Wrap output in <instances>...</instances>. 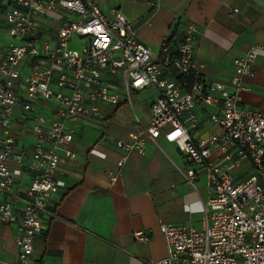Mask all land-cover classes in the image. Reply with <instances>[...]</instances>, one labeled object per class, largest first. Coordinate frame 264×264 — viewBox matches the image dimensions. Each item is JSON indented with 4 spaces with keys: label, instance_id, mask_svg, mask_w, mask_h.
I'll return each instance as SVG.
<instances>
[{
    "label": "built area",
    "instance_id": "1",
    "mask_svg": "<svg viewBox=\"0 0 264 264\" xmlns=\"http://www.w3.org/2000/svg\"><path fill=\"white\" fill-rule=\"evenodd\" d=\"M0 31L13 41L0 59V194L10 192L22 169L31 172L21 210L0 202V226L16 231V261L9 264H39L33 242L44 229L40 214L65 187L58 149L67 160L75 159L65 147L72 139L69 125L80 118L102 119L100 105L115 107L124 100L132 109L131 92L147 88L157 91L148 126L116 141L117 174L128 154L142 155L146 142L156 144L162 136L189 161L182 176L190 187L207 172L210 195L203 228L159 223L167 254L144 264H264V114L240 106L241 79L254 75L264 43L233 60L228 90L221 82L206 83L194 70L192 25L177 44L153 49L137 39L119 10L104 17L96 0H0ZM79 40L83 43L73 48ZM39 104L49 105V118L38 112ZM199 104L219 108L209 117L219 132L193 139L189 130L196 127ZM15 110L34 142L26 163L14 152ZM12 159L21 170L9 169ZM244 163L251 172L237 177L235 170ZM134 237L148 241L140 232Z\"/></svg>",
    "mask_w": 264,
    "mask_h": 264
},
{
    "label": "crops",
    "instance_id": "2",
    "mask_svg": "<svg viewBox=\"0 0 264 264\" xmlns=\"http://www.w3.org/2000/svg\"><path fill=\"white\" fill-rule=\"evenodd\" d=\"M106 18L119 10L131 23L138 40L156 49L171 38L177 44L187 25L194 34V70L206 82H221L231 90L232 62L254 46L264 43V0H96ZM6 46H0V59ZM252 77L241 79L240 106L264 114V52L253 63ZM150 88L132 92V106L124 100L118 106L100 105L103 115L80 118L69 125L72 139L65 146L75 153L69 161L58 149V172L65 187L53 195L40 214L43 231L35 236L33 258L39 264H144L167 254L159 223L184 224L202 229L205 203L210 195L205 170L193 187L182 174L190 165L174 144L159 137L156 144L146 142L142 155L132 152L117 174L121 152L116 141L142 132L150 118V104L157 91ZM148 91L149 93H141ZM139 95L141 97H139ZM138 110V114L135 112ZM38 112L50 116L47 104ZM196 127L189 130L193 139L219 132L209 117L219 108L196 105ZM135 115L139 122L134 119ZM14 152L23 163L30 159L34 146L27 121L15 110L11 122ZM50 147L49 142L44 143ZM10 170L21 168L12 159ZM248 164L240 165L236 176L249 174ZM111 175L116 176L111 181ZM31 172L22 169L14 178L10 192L0 194L15 211L25 202ZM147 236L138 243L135 233ZM14 226H0V264L16 261Z\"/></svg>",
    "mask_w": 264,
    "mask_h": 264
},
{
    "label": "rangeland",
    "instance_id": "3",
    "mask_svg": "<svg viewBox=\"0 0 264 264\" xmlns=\"http://www.w3.org/2000/svg\"><path fill=\"white\" fill-rule=\"evenodd\" d=\"M11 42H13L11 40V38L4 31H0V46H2V45L7 46ZM82 43H83V40L76 41L73 45V48L80 46ZM149 90L155 91V89H153V88H150ZM141 93L143 94V93H149V92L148 91H142V92H140V94ZM133 95L134 94L131 92V99L133 98ZM139 97H141V96L139 95ZM126 106L128 108H130V106L128 104H126ZM132 108H133V106H132ZM134 109H135V112L137 113V115L139 116L137 108L134 107Z\"/></svg>",
    "mask_w": 264,
    "mask_h": 264
},
{
    "label": "trees",
    "instance_id": "4",
    "mask_svg": "<svg viewBox=\"0 0 264 264\" xmlns=\"http://www.w3.org/2000/svg\"><path fill=\"white\" fill-rule=\"evenodd\" d=\"M163 44L166 45V46H173V45L171 44V38H168L167 40H165V41L163 42ZM173 77H174V78H177V77H175V75H173Z\"/></svg>",
    "mask_w": 264,
    "mask_h": 264
}]
</instances>
